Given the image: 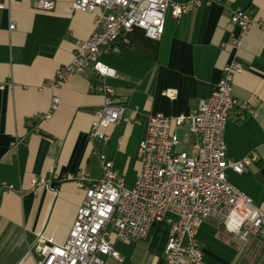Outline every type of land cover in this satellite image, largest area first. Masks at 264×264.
Instances as JSON below:
<instances>
[{
  "label": "crops",
  "instance_id": "crops-1",
  "mask_svg": "<svg viewBox=\"0 0 264 264\" xmlns=\"http://www.w3.org/2000/svg\"><path fill=\"white\" fill-rule=\"evenodd\" d=\"M35 4L8 0L0 10V188L13 187L0 200V264H38L42 257L35 246L41 235L58 244L67 241L85 198V189L67 177L86 171L91 183L99 180L98 153L104 151L133 188L149 116L190 113L212 95L235 60L244 71L235 78L233 94L256 115L240 108L232 112L224 132L227 157L239 161L256 151L259 161L242 174L228 169L227 177L264 211V34L255 23L236 48L230 18V9L263 17L264 0L203 2L180 18L168 17L161 40L135 28L128 43L119 41V54H102L101 61L119 75L109 80L117 100L128 104V121L110 126L107 142L89 136L105 101L95 90L97 73L88 70L43 88L73 61L76 43L95 31L100 9L77 11L71 0H57L53 11ZM55 99L60 103L52 110ZM177 132L180 146L192 152L196 137L186 127ZM168 233V225L159 223L148 240L125 243L112 232L121 261L109 257L107 264H163ZM198 240L208 264H264V239H235L217 220L202 224Z\"/></svg>",
  "mask_w": 264,
  "mask_h": 264
},
{
  "label": "built area",
  "instance_id": "built-area-1",
  "mask_svg": "<svg viewBox=\"0 0 264 264\" xmlns=\"http://www.w3.org/2000/svg\"><path fill=\"white\" fill-rule=\"evenodd\" d=\"M35 1L36 8L43 11H53L57 2ZM221 1L193 0L179 4L173 0H71L77 11L95 13L100 9L96 28L88 38L76 43L73 61L61 67L43 88L55 87L88 70L97 73L99 83L95 90L105 101L96 112L89 136L91 141L107 142L106 130L128 121V104L117 100L109 80L117 79L118 72L103 63L101 55L119 54V41L128 43V35L135 28L143 29L151 39L161 40L168 17L177 19L203 2L209 5ZM7 2L0 0V10L7 7ZM230 15L237 29L232 46L240 47L255 23L264 34V16L255 19L244 9H230ZM10 29L14 30L15 25ZM243 71L239 61L227 65L212 95L200 100L188 114L149 116L146 135L139 144L141 168L133 188L126 185L124 175L104 151L98 153L99 180L91 183L86 171L68 176V180L85 189V198L64 244L56 243L52 237H38L35 247L42 257L38 264H107L109 257L121 261L110 241L111 233L125 243L146 241L159 223L169 227L163 264H208L198 240V231L208 219L217 220L235 239H264V211L227 177L228 169L242 174L259 161L256 151L239 161L227 157L224 132L232 112L240 108L256 115L233 94L235 78ZM59 103L55 99L52 110ZM183 127L196 137L190 153L178 151L181 141L177 129ZM10 190L13 187L4 184L0 188V200Z\"/></svg>",
  "mask_w": 264,
  "mask_h": 264
},
{
  "label": "rangeland",
  "instance_id": "rangeland-1",
  "mask_svg": "<svg viewBox=\"0 0 264 264\" xmlns=\"http://www.w3.org/2000/svg\"><path fill=\"white\" fill-rule=\"evenodd\" d=\"M184 150H185V148L182 145L178 147L179 152L184 151Z\"/></svg>",
  "mask_w": 264,
  "mask_h": 264
}]
</instances>
